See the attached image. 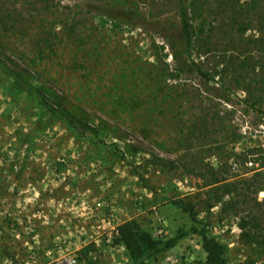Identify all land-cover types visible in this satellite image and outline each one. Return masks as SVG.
I'll return each instance as SVG.
<instances>
[{
    "label": "rangeland",
    "instance_id": "374dc122",
    "mask_svg": "<svg viewBox=\"0 0 264 264\" xmlns=\"http://www.w3.org/2000/svg\"><path fill=\"white\" fill-rule=\"evenodd\" d=\"M185 1L0 0V264H129L112 236L130 219L196 230L144 264H206L200 231L264 264L240 229L264 225L243 184L246 160L264 170V83L233 67L264 65L261 0ZM215 177L237 184L221 202Z\"/></svg>",
    "mask_w": 264,
    "mask_h": 264
},
{
    "label": "trees",
    "instance_id": "16d2710c",
    "mask_svg": "<svg viewBox=\"0 0 264 264\" xmlns=\"http://www.w3.org/2000/svg\"><path fill=\"white\" fill-rule=\"evenodd\" d=\"M23 1V0H22ZM30 2V0H24V2ZM181 5H185V0H179ZM31 5V4H30ZM260 18L261 26H264V0H261L257 3ZM181 33L180 40L183 43L184 51L188 52L192 41H193V31L190 18L186 10H182L181 14ZM0 66L6 70L4 63L0 59ZM247 66L250 67L247 69ZM234 69L239 72H251L253 78L256 79V84L259 82L264 83V65L260 66L258 73H255V65L251 66L248 62L242 64L233 63ZM252 67V68H251ZM198 73L204 77H208V73L198 68ZM14 77L16 83L24 88L22 80L20 77L14 73H11ZM238 74V73H237ZM258 77V79H257ZM252 155L255 154L254 148L250 150ZM249 153V154H250ZM254 159V157H253ZM262 165L256 168H249L248 172H254L248 178H244L243 184H246L248 187H252L254 193L260 191L264 192V170L260 169ZM211 184H215V191H221L220 195H216L215 201L221 202L222 195H228L233 189H237V184L227 181L226 179H218L215 177ZM264 200V199H263ZM262 200V201H263ZM175 204L181 208L182 211L188 212L192 221L196 220V216L191 211L190 206L183 204L182 200H176ZM264 223V221H263ZM249 225L254 231H242L241 237L244 238L245 242L250 245L264 246V225L261 224L259 219L254 220H245L242 222L240 229H245ZM194 228H191L192 231ZM190 230H180L173 236L169 238L157 239L155 240L150 232L143 229L139 222L135 219L126 220L118 224L113 231V243L114 245H123L127 251L130 263L129 264H144L147 260L157 258L158 256L163 255L173 246H175L178 241L185 238ZM193 231H196L195 229ZM201 238V246L204 252L206 253V264H227V246L218 240L215 236L207 234L205 231L199 232Z\"/></svg>",
    "mask_w": 264,
    "mask_h": 264
},
{
    "label": "crops",
    "instance_id": "0c3cea01",
    "mask_svg": "<svg viewBox=\"0 0 264 264\" xmlns=\"http://www.w3.org/2000/svg\"><path fill=\"white\" fill-rule=\"evenodd\" d=\"M180 243H177L175 246H173L166 252V259L170 258L171 256L175 257L177 255V253L175 252L178 251Z\"/></svg>",
    "mask_w": 264,
    "mask_h": 264
},
{
    "label": "built area",
    "instance_id": "2783aa9c",
    "mask_svg": "<svg viewBox=\"0 0 264 264\" xmlns=\"http://www.w3.org/2000/svg\"><path fill=\"white\" fill-rule=\"evenodd\" d=\"M245 164H246V166H247L248 168H256V167H258V163L255 162V161H252L251 159L246 160V161H245ZM170 264H180V263H178V262H176V261H173V262H171Z\"/></svg>",
    "mask_w": 264,
    "mask_h": 264
},
{
    "label": "bare ground",
    "instance_id": "6f19581e",
    "mask_svg": "<svg viewBox=\"0 0 264 264\" xmlns=\"http://www.w3.org/2000/svg\"><path fill=\"white\" fill-rule=\"evenodd\" d=\"M60 264H64V263H60ZM67 264V263H66Z\"/></svg>",
    "mask_w": 264,
    "mask_h": 264
}]
</instances>
